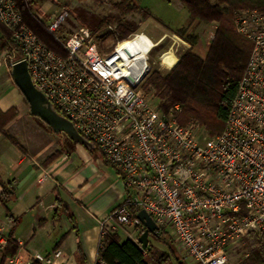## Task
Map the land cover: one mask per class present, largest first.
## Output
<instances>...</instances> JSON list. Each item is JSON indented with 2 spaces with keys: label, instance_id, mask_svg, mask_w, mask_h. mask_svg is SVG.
I'll list each match as a JSON object with an SVG mask.
<instances>
[{
  "label": "built area",
  "instance_id": "2783aa9c",
  "mask_svg": "<svg viewBox=\"0 0 264 264\" xmlns=\"http://www.w3.org/2000/svg\"><path fill=\"white\" fill-rule=\"evenodd\" d=\"M30 14L62 51L26 24L16 0H0V23L17 46L4 60L11 68L20 53L34 86L120 172L128 195L100 221L103 239L121 226H142L134 209L153 218L157 233L170 229L194 264H227L246 235H264V14H236L237 32L253 50L226 128L213 138L197 123L181 125L179 106L164 114L141 90L154 47L144 34L102 55L88 29L57 34L64 8L48 20ZM32 260L66 264L60 250Z\"/></svg>",
  "mask_w": 264,
  "mask_h": 264
},
{
  "label": "crops",
  "instance_id": "0c3cea01",
  "mask_svg": "<svg viewBox=\"0 0 264 264\" xmlns=\"http://www.w3.org/2000/svg\"><path fill=\"white\" fill-rule=\"evenodd\" d=\"M170 3L176 2L171 0ZM179 7L183 8L182 5ZM144 8L153 16L145 24L155 21L161 27L163 23L152 13L153 9ZM1 27L0 35L3 36ZM214 27L212 38L217 26ZM160 29L156 35L150 33L149 38H159L162 43L170 32L179 39L172 31L181 28L163 25ZM7 52L9 50L0 54V111L17 112L6 132L21 143V148L0 133V180L8 187L5 191L0 182V264H31L35 254L49 256L57 249L62 252L66 264H96L103 239L99 223L128 195L121 174L112 166L114 172L111 174L103 170V165H109L103 155L104 163H91L89 169L78 167L73 153L64 147H56L46 130L39 133L38 144L30 145L21 140L14 132L18 122L22 121L23 126L38 132L41 128L38 125L31 127L28 116L41 120L31 114L29 104L15 86L11 68L4 60ZM43 124L52 135L55 134ZM87 150L79 144L74 146V153L86 156L88 160ZM117 232L122 241H138L139 230L134 227H120ZM65 234L67 237L58 246ZM9 240L18 248L11 249L14 257L3 262Z\"/></svg>",
  "mask_w": 264,
  "mask_h": 264
},
{
  "label": "trees",
  "instance_id": "16d2710c",
  "mask_svg": "<svg viewBox=\"0 0 264 264\" xmlns=\"http://www.w3.org/2000/svg\"><path fill=\"white\" fill-rule=\"evenodd\" d=\"M177 1L186 8L190 20L188 27L172 32L187 42L190 48L180 57L179 62L171 71L162 73L155 70L150 73L141 84V90L147 97H151L157 102L158 108L164 114L175 112L174 108L179 106V111L175 114L181 125L197 123L207 131L209 137H217L226 128L230 109L236 99L240 82L253 50V43L237 32L236 14L241 10L257 11L264 14V0ZM16 2L26 24L50 49L60 53L62 48L55 40L54 35H50L43 24L30 14L35 5L34 0H16ZM114 9L121 16L139 13L144 19L153 18L149 10L135 3L134 0H121L114 5ZM113 21L114 18H105L101 22V26ZM196 21L209 25L217 24L214 38L204 57L194 52L199 36L192 34L190 29ZM1 28L3 36L0 35V54L5 50L11 51L17 48L10 33L3 26ZM135 32L136 28L132 24L120 22L116 31L111 32L110 36H96L95 41L100 53L106 55L105 42L109 37L116 41H123ZM22 58L19 53L18 61ZM16 116L15 110L6 113L0 111V133L11 144L21 148L19 142L6 132L7 125ZM103 157L112 166L104 155ZM0 182L5 191L8 190L7 184L1 180ZM139 211L134 209L133 215L137 216ZM135 229L139 230V236L145 230L142 226ZM67 235L65 234L61 238L58 246ZM151 239L159 246L154 244ZM172 239L170 231L165 229L161 233L150 236L149 246L143 250L138 241L131 239L122 241L118 232L108 234L101 241L96 264H191L184 261V257L181 258ZM8 248L6 255L3 256V262L6 258L14 257L11 249L15 250L18 247L12 240H9ZM243 250L247 255L248 264H264V235L257 233L246 235ZM31 264L40 263L32 261Z\"/></svg>",
  "mask_w": 264,
  "mask_h": 264
},
{
  "label": "rangeland",
  "instance_id": "374dc122",
  "mask_svg": "<svg viewBox=\"0 0 264 264\" xmlns=\"http://www.w3.org/2000/svg\"><path fill=\"white\" fill-rule=\"evenodd\" d=\"M134 1L141 7L153 9L152 13H155V16L159 18V21L162 22L163 25L171 26L174 28H186L189 26L188 12L186 8L177 0H175V2L179 4V6L182 5L183 8L181 7L180 9V7L176 5V3H170L168 0ZM34 2L35 5L33 6L32 12L36 13L43 20H48L50 17L60 14L63 8L66 10L68 16L65 19L64 25L57 32L58 35L61 34L63 36H65L64 34L69 33V31L71 30V32H73L85 28L90 30L92 34H94L93 36L95 40L96 36H110L109 34L111 32L116 31L118 23L122 22L130 23L134 28H136V32L133 35L145 33L146 35H144L149 38L150 33L155 35L158 34V30L160 31V28L163 26L162 25L160 27L159 24L155 21H153V23L148 22V24L146 25L145 22L148 19H144V17L139 13H131L126 16H121V14L114 9V5L121 2V0H34ZM105 18H114V21L101 26V22ZM214 24L215 25H209L204 22L196 21L193 27L190 29V32L192 34H196L199 36L198 44L194 49V52L196 54H199L203 57L206 55L210 43L212 42L211 40L213 39L212 35L214 33V26H217L216 23ZM167 34V39L162 43L159 42V38H157V40H151L149 38L154 47L151 53L148 55V65L150 71L147 73L145 79L150 75V73L155 70H158L162 73L171 71L179 62L180 57L190 48L189 44L183 39H176V37H174L170 32ZM120 42L121 41H116L114 38L109 37V39H107L105 42V54L109 55L111 52H113L118 47ZM167 52L172 53V59L167 64H164L162 62V65L161 57ZM148 98L153 103H157L151 97ZM28 119L30 121V125L32 124L31 127L35 126L37 128L38 125L41 129H38V132H33L30 127L27 128L23 126V122L19 121L18 124L14 127V132L20 136L23 142L25 140V143L30 145L38 144L37 138L40 137L39 133L43 134V130H46L49 134L47 136H49L50 141L53 142L56 147H64L70 153H73V158H75L76 165L78 167L89 169L91 163H93L94 165L96 163L98 164V161L104 163L102 153L98 149L95 148L93 150H87V154H89V159L87 160L86 156L80 155L79 153H74V146L76 143L70 140L66 134L62 133L52 135L51 131L46 129L41 121H38L33 117L29 118V116ZM103 166V170H105L106 172L110 174L114 172L111 166ZM169 231L170 235L173 237L172 240H174L173 232L170 229ZM151 240L154 244L158 245L153 239ZM173 242L177 249L175 241ZM243 246L244 244H241L229 250V260L227 264H248L246 260L247 255H245L244 253L245 251L243 250ZM180 256L181 258L184 257V255L182 254ZM184 261L194 264L189 258L184 257Z\"/></svg>",
  "mask_w": 264,
  "mask_h": 264
},
{
  "label": "water",
  "instance_id": "95a60500",
  "mask_svg": "<svg viewBox=\"0 0 264 264\" xmlns=\"http://www.w3.org/2000/svg\"><path fill=\"white\" fill-rule=\"evenodd\" d=\"M10 75L15 86L19 89L26 102L29 104L30 112L39 118L55 134H66L74 143L82 145L88 150L95 149L92 142L84 138L74 127L73 123L62 116L52 105L49 99L39 91L33 84L28 70L26 60H20L11 66ZM142 227L145 229L139 236L138 243L145 250L149 246L150 236L157 234L158 225L153 218L145 211L140 210L137 214Z\"/></svg>",
  "mask_w": 264,
  "mask_h": 264
},
{
  "label": "bare ground",
  "instance_id": "6f19581e",
  "mask_svg": "<svg viewBox=\"0 0 264 264\" xmlns=\"http://www.w3.org/2000/svg\"><path fill=\"white\" fill-rule=\"evenodd\" d=\"M149 43V42H148ZM149 45H150V43H149ZM151 46V45H150ZM172 59V53L171 52H167V53H165L163 56H162V62L164 63V64H167V63H169V61Z\"/></svg>",
  "mask_w": 264,
  "mask_h": 264
}]
</instances>
